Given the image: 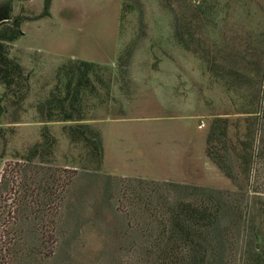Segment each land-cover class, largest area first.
<instances>
[{
    "label": "rangeland",
    "instance_id": "1",
    "mask_svg": "<svg viewBox=\"0 0 264 264\" xmlns=\"http://www.w3.org/2000/svg\"><path fill=\"white\" fill-rule=\"evenodd\" d=\"M44 1L0 0V23L20 22L4 45L21 76L0 83V206L27 189L32 212L13 231L25 251L37 247L34 264L155 259L166 208L195 187L240 213L224 264H264V116L254 102L264 90V0H51L41 17ZM79 62L92 65L82 120H44L41 107L65 95ZM216 118L226 140L254 143L245 178L238 163L226 178L210 155ZM46 138L49 154L30 157Z\"/></svg>",
    "mask_w": 264,
    "mask_h": 264
},
{
    "label": "trees",
    "instance_id": "2",
    "mask_svg": "<svg viewBox=\"0 0 264 264\" xmlns=\"http://www.w3.org/2000/svg\"><path fill=\"white\" fill-rule=\"evenodd\" d=\"M50 3L51 0L44 1V12L41 17L47 15ZM4 19L8 20L9 17H4ZM3 23H0V83L10 87L15 82V78L21 76L18 65L8 59L4 43L13 42L18 38L20 35V22L16 18L11 27L5 26ZM91 67L92 65L89 63L79 62L78 64L74 63L69 68L68 73H70V76L65 85V95L57 96L56 94L46 102L45 108L41 107L42 112L40 114L44 120L48 122L54 121L56 118L55 114L60 117L58 120L63 122L82 120V115L79 112L80 94L83 87L87 86V73ZM255 75H257V72ZM74 78L76 79L73 83ZM257 93L261 94H256L254 102L256 103L257 101V104L262 105L261 116L263 118L264 90L262 93V90L257 89ZM2 100L0 97V118L5 114ZM225 120L216 118L212 121L211 132L208 135L207 142L210 147V155L213 156L212 159L215 164L226 178L233 181L235 175L232 173L231 163H238L242 168L241 176L244 178L248 176V167L252 162L253 156V152L248 149H252L254 143L246 145L244 141H238L233 144L226 140L224 126L222 125ZM79 129H72L73 138L76 139L78 134H83L84 131L82 130V132ZM91 135L92 137L88 141L93 145L95 154L99 157L100 141L98 135L94 133ZM52 141L46 138V146L41 149H44V151H39L36 146L32 149L33 151L31 152L33 153L30 154V157L35 158L36 155H40L42 158L44 154H49L47 147L51 146ZM260 144H258V147ZM36 151L38 152L37 154L34 153ZM26 191L27 189L14 191L13 205L11 206L15 204L19 206L17 205L13 210L7 203H5L7 209H4L5 206H0L3 209V212L0 213V229L2 233V236H0V239H2L0 241V264H34L35 257L40 255L34 252L37 248L36 246H31L28 252L22 246H19V233L21 230L19 232L13 231V229L23 225V223H17L18 218L20 222V219L27 212H32V210L29 211L27 205L29 197L27 198L28 194H25ZM213 193L203 189H196V187L191 188L190 191L185 193L188 200L181 199L175 204L168 205L165 212L169 214L167 222H162L160 227L161 238L166 240H163L164 243L156 258L143 264H224L225 244L231 228L230 224H233V220L235 221L237 218L241 219V216L240 213L234 212L232 204L225 195H223L224 198L222 199L220 193ZM250 229L253 231L255 228L251 226ZM256 235L255 239L258 240L259 237ZM51 252H49V256ZM33 256L35 257L33 258Z\"/></svg>",
    "mask_w": 264,
    "mask_h": 264
}]
</instances>
